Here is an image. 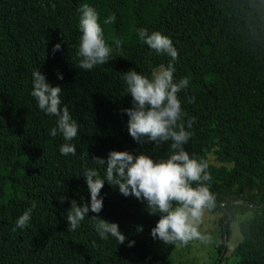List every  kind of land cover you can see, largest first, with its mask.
<instances>
[{
    "label": "trees",
    "instance_id": "trees-1",
    "mask_svg": "<svg viewBox=\"0 0 264 264\" xmlns=\"http://www.w3.org/2000/svg\"><path fill=\"white\" fill-rule=\"evenodd\" d=\"M84 4L97 11L105 41L122 43L113 60L90 71L78 67ZM141 28L172 40L178 50L174 80L189 79L178 94L192 132L184 149L217 164L208 169L217 206L207 212L221 214L217 257L224 234L226 240L230 235L229 214L240 234L229 264H264V0H0V264H167L177 245L150 235L159 214L114 185L105 182L98 215L118 223L127 237L123 244L110 234L100 237L91 211L69 231L66 213L70 201H90L85 169L105 175L93 156L129 150L160 160L171 154L161 144L138 145L121 111L131 106L124 72L150 76L171 60L139 39ZM57 43L61 49L53 53ZM38 68L51 85L62 86V106L80 124L68 142L76 155L60 154L66 141L50 135L57 117L31 95ZM33 202L28 226L17 228Z\"/></svg>",
    "mask_w": 264,
    "mask_h": 264
},
{
    "label": "clouds",
    "instance_id": "clouds-1",
    "mask_svg": "<svg viewBox=\"0 0 264 264\" xmlns=\"http://www.w3.org/2000/svg\"><path fill=\"white\" fill-rule=\"evenodd\" d=\"M79 11L81 37L78 67L90 71L113 60V52L122 51V43L116 40L113 47L105 41L94 8L84 4ZM110 22L111 19L104 21L105 24ZM138 37L157 54H167L171 60L166 68L162 67L150 76L142 75L135 69L124 72L123 79L127 85V94L131 97V106L121 111L128 117L127 131L138 145L153 143L159 146L170 141L171 154L160 160H154L143 152L129 150H110L106 158L93 156V161L105 166V175L102 178L96 170L85 169L83 178L90 201L81 200L79 204L76 200L70 201V207L66 210L68 230H76L91 211L97 214L91 218L96 221L95 229L101 238L107 239L110 234L118 244L125 242L127 237L121 232L118 223L106 221L98 215L103 209L101 190L107 182L118 188L124 197L134 196L146 202L149 214H159L155 227L150 230L153 239L177 246H186L191 241L211 244L212 235L200 230L205 214L217 206V196L210 191L209 186L212 180L208 171L210 165L206 159L190 157L184 149L192 132L185 128V113L178 94L188 88L189 79L184 77L174 80V61L178 59V50L168 36L159 31L149 33L141 28ZM60 49L61 44L57 43L52 52ZM39 68L32 72L31 95L42 111L57 117V126L51 129L50 135L55 137L59 133L66 141L60 146V154L76 155L75 145L68 142L78 136L80 124L73 119L68 106H62V86L51 85ZM57 78L62 80V74L57 73ZM194 99L191 97L188 102H194ZM194 122V117L189 118L187 128L191 129ZM35 208L36 203L33 202L18 217L17 228L28 226ZM133 243L130 241L129 246Z\"/></svg>",
    "mask_w": 264,
    "mask_h": 264
},
{
    "label": "rangeland",
    "instance_id": "rangeland-1",
    "mask_svg": "<svg viewBox=\"0 0 264 264\" xmlns=\"http://www.w3.org/2000/svg\"><path fill=\"white\" fill-rule=\"evenodd\" d=\"M161 150L163 152L169 151L170 144L162 143ZM209 163L212 165H217L213 161V157L209 156ZM221 214H205L203 223L200 225V230L205 234H210L213 237V243L202 244L199 241L189 242L187 249H181L180 247H175L171 253L167 264H177L181 261H186L188 264H213L217 259V250L220 244V220ZM230 235L226 240L225 252L221 258V263L219 264H229V255L231 250L240 241V234L238 232L237 224L232 220V217L228 220Z\"/></svg>",
    "mask_w": 264,
    "mask_h": 264
},
{
    "label": "water",
    "instance_id": "water-1",
    "mask_svg": "<svg viewBox=\"0 0 264 264\" xmlns=\"http://www.w3.org/2000/svg\"><path fill=\"white\" fill-rule=\"evenodd\" d=\"M230 218H231V216L228 214L227 215V219H226L225 222H227ZM225 245H226V235L224 234V240H223L222 248H221V251L219 253V256L217 257V259L214 262V264H219L220 258L223 256V254L225 252Z\"/></svg>",
    "mask_w": 264,
    "mask_h": 264
}]
</instances>
